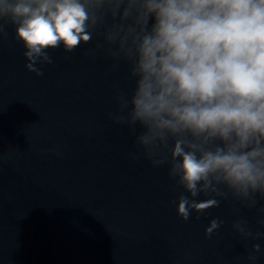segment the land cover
Returning <instances> with one entry per match:
<instances>
[{
	"label": "water",
	"instance_id": "1",
	"mask_svg": "<svg viewBox=\"0 0 264 264\" xmlns=\"http://www.w3.org/2000/svg\"><path fill=\"white\" fill-rule=\"evenodd\" d=\"M101 40L48 50L37 76L15 27L0 33V264H264V199L247 208L229 195L187 221L177 214L173 201L192 197L169 165L144 158L139 125L115 122L116 95L135 80L94 51ZM213 219L223 223L206 236ZM237 221L261 237L245 239Z\"/></svg>",
	"mask_w": 264,
	"mask_h": 264
},
{
	"label": "clouds",
	"instance_id": "2",
	"mask_svg": "<svg viewBox=\"0 0 264 264\" xmlns=\"http://www.w3.org/2000/svg\"><path fill=\"white\" fill-rule=\"evenodd\" d=\"M8 24L37 76L48 50L70 53L94 36V51L128 64L135 88L117 93L114 120L133 133L139 125L144 158L169 165L190 194L173 201L184 221L229 195L247 208L264 199V0H0V33ZM201 193L212 198L197 202ZM246 225L233 227L261 237Z\"/></svg>",
	"mask_w": 264,
	"mask_h": 264
}]
</instances>
